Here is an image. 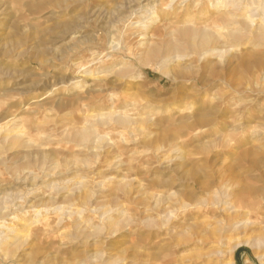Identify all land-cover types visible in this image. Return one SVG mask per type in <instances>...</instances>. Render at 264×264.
Instances as JSON below:
<instances>
[{
  "label": "rangeland",
  "instance_id": "1",
  "mask_svg": "<svg viewBox=\"0 0 264 264\" xmlns=\"http://www.w3.org/2000/svg\"><path fill=\"white\" fill-rule=\"evenodd\" d=\"M129 1L133 3L0 0V8L7 10L0 16V118L9 117L1 124L11 121L7 129L19 127L13 134L32 141L47 157L28 156L19 148L0 154V238L9 227L16 230L21 221L32 223L25 255L29 261L36 259L33 264H83L88 252H102L98 242L106 241L105 237L92 234L96 227L112 230L104 219L105 208L116 221L136 223L140 203L160 210L164 205L157 203L158 197L170 196L172 210L183 219L178 198H185L190 163L200 179L209 180L211 175L225 182L243 176L249 178L250 187L264 189V154L252 142L264 135V87L250 83L251 75L238 65L242 58L250 65L252 57H264V50L250 42L242 47L235 43L237 48L224 61L199 62L197 55H191L182 61L173 59L169 72H164L157 64L178 41L182 45L188 25L212 32L222 26L212 8L220 0H150L151 5L143 0L133 14L126 5ZM146 4L159 19L151 26L153 52L142 54L138 43L148 16ZM123 6L126 13L121 11ZM248 9L236 14L244 19ZM112 43L118 46L116 52L110 48ZM221 72L229 80L220 78ZM235 72L244 76L243 87H230ZM115 114L135 121L126 127L100 124L102 117ZM91 125L106 137L97 156L77 138ZM82 181L88 183L84 205L72 195ZM196 196L205 194L197 189ZM81 208L84 212L78 213ZM38 211L41 218L35 215ZM251 216L263 228L264 238V217ZM150 231L133 226V233L123 229L110 240L111 255L121 259L116 264L137 257L139 250L151 253L138 243L139 235ZM181 243L174 245L176 253L167 259L171 262L152 258L151 264H190L199 251ZM262 256L264 248L244 246L235 253L234 263L264 264ZM0 257V264L12 263L1 252Z\"/></svg>",
  "mask_w": 264,
  "mask_h": 264
},
{
  "label": "bare ground",
  "instance_id": "2",
  "mask_svg": "<svg viewBox=\"0 0 264 264\" xmlns=\"http://www.w3.org/2000/svg\"><path fill=\"white\" fill-rule=\"evenodd\" d=\"M132 1H133L132 4H130V1L129 4L126 3V5H129L128 8L131 10L135 9L137 5L139 4L142 5L143 3L141 2L143 0H140L139 3H136L134 0ZM144 1L148 2L147 4H150L149 3L150 0H144ZM237 1L238 0H220L217 1L216 4L212 5V8H214V10L218 12L219 21L222 23V26L218 27L216 29L217 30L216 32H214L213 29H212L213 32L211 31V29L210 30L203 29V31H197L194 30L191 25H188L187 27L188 29L186 28L187 30L182 33L183 40L180 41L182 45H180L178 41L179 45L177 47L173 48L172 51L167 52L165 57L162 56L163 58L157 64L158 69L167 72L169 70V66L173 61V59L176 58L182 61L189 58L191 55L192 56L197 55L199 62L209 58L219 59L220 61H224L229 55L233 53L235 47L237 48V46L238 47L246 46V42H250L255 49L264 50V0H248V3L246 2L247 3L246 6H244V4L242 3L243 0H240V2ZM148 6L149 5H147L146 8ZM248 7L249 9L247 14L244 16L245 18L244 19L239 18L237 12H240L244 9L247 10ZM144 8L145 7L143 6L139 9L143 10ZM146 8H145L146 11L144 12H146L148 16H144L145 26L141 28L142 33L140 36L142 37V39L138 43L140 52L142 54L153 52L152 48L154 46V42H153L154 35L153 32L151 31V26L153 25V22H157V20L159 19L158 17H154L155 14L154 8L152 7L150 9L148 8L146 9ZM126 9L127 6H123L121 11L124 10L126 11ZM125 11L124 13H126ZM134 11L135 10L131 11L130 13L133 14ZM6 13L7 10L0 8V16H5ZM99 15L100 16H97V18H99L100 20L101 14ZM123 18L126 19L128 17H123ZM139 24L140 25H137L139 27L143 25L141 23ZM1 26L2 23H0V28ZM232 26H234V29ZM250 36H251V40H249ZM235 43H239V44L236 46L234 45ZM117 47L118 46L115 45L114 43L110 45V48L114 52L118 50ZM252 58L253 61L250 65H248L247 63L244 64L245 62L244 58H242V60L239 61L238 65L240 68L243 69L242 72H246L251 75L252 81L250 80L251 81L250 83H253L256 87H260L261 89L262 87H264V57L261 58L252 57ZM126 74L128 73H125L124 75L126 76ZM219 75L221 76L220 78H223L224 80L225 79L229 80L230 76L228 75L226 76L225 73L221 72L219 73ZM125 78L126 77H124V79ZM244 80L245 78L243 75L238 76V73L235 72L233 74V77L230 79V87L231 88L235 86L243 87ZM225 82L224 84H228ZM8 118L9 117H3V119L0 118V132L4 131V133H0V154L3 152H7L8 150L19 148L24 150V153L28 156L31 155L34 156L38 154L39 158L46 160L47 157L44 155V153L42 152L39 146L34 145L32 141L26 139L21 134H17V135L13 134L19 131V127H15L14 130L12 129L8 130L9 128H11L9 127L7 129L8 124L11 121L1 124V122L9 120ZM99 121L100 124L103 126L113 122L116 123L117 125L126 127L135 120H133L128 116H119L115 114V115L105 116L104 118L102 117ZM77 138H78V142L84 144L85 149L90 151L91 154H95V156H97L96 150L100 148L101 144H103L106 141V137L98 134L96 130V125H91L88 128H84L82 131L78 133ZM252 142L254 143L253 147L257 148L258 151L261 152L260 155L264 154V135L261 138L255 137ZM228 148H230V146H228ZM87 150L85 151L87 152ZM246 153H251L252 155L256 156V154H254L253 152H246ZM261 164H263V162H261ZM82 176L84 175L82 174ZM209 176H210L209 180H207V178L204 177L200 179L196 171L194 170L193 166H191V163L188 164V169L186 173V179H187L186 195L185 198L183 199L178 198V203H179L178 208L180 206L182 211L184 210L183 219H179V217L175 214V210H172L173 208L169 204V201L171 199L170 196L166 198L158 197L157 203L164 205V207L160 210H154V208L148 207L144 202L140 203L139 204L141 207L140 218L136 223L135 222L131 223L129 221L128 222L116 221L112 219V217H109L111 216L109 215L110 211L107 208H105L103 210L104 212L103 215L108 217L104 219H107L108 222L110 221V226L112 230H110V232L108 233L105 231L106 229H104L105 228L104 226L94 228L95 230L92 236L95 235H97L98 237L104 236L106 241L103 242L104 238L102 240H99V242L97 240L98 244L101 242V246H103V248H101L102 252H97L90 255H88L89 253L88 252L87 260L83 264H116L117 262H119V260L121 259L118 260L116 258H113V256L111 255L112 254L110 252L111 250L108 247L110 240H112L113 238H117V236L120 234L121 230L123 229L125 230L128 229V232L133 233V226L140 227V225H142V229H150L151 233L144 235H142L141 233L138 238V243L140 244V247L142 249H146L151 253H146L145 251L141 252L140 250L136 251L138 254L137 257H135L136 256L135 254L132 257H130V259L125 257L122 260V264H151L152 262L150 261V259L152 260V258L156 262L159 260H165V263H169L171 261L167 259L171 255L176 253V250H174V245L177 244L176 245L177 247L181 246L180 245L181 241H183L181 243L182 245L192 246L197 251H199L197 254H194L192 258H190L191 259L189 261L190 264H235L234 263L235 253L242 247L251 246L252 248H257V249L264 248V238L262 237L263 235H261L263 228L259 227L258 223L254 221L251 216L252 214H255L256 218L258 219L264 217V213H263L264 189L260 188L256 190L257 188L256 189L253 188L254 186L250 187L251 185H249L248 177L233 176L234 181L229 180L224 182L222 180H218V179L216 180L215 176H211V175ZM26 181L28 180L26 179ZM86 182L87 181L80 182L78 184V187H76L77 189L72 193V195H75L76 198L80 200V202L83 205L88 202V196H86V192H85L87 191L86 189L88 187L87 186L88 183L86 184ZM129 189L131 190V188ZM197 189L199 190L200 193L205 194V197L197 198L196 196ZM127 193L130 194L129 192ZM134 193L135 192H133V194ZM9 201L10 200L8 198V202ZM13 205L15 204L13 203ZM83 205L80 207H83ZM55 206H50V207H55ZM57 210L63 212V214L67 213L65 212L66 211L65 207L62 206H58ZM82 212H84L83 208H81L78 213H82ZM35 213H36L35 214L36 217H40L39 211ZM67 214L69 216L72 215V213H67ZM152 214H155L156 217ZM156 219L159 220V225L157 224ZM13 220L14 222H16L15 221L16 217L13 218L12 221ZM35 223L36 222H34V224ZM92 224H90V226ZM9 225L11 224L9 223ZM31 226L32 223H30L29 221L27 220L21 221V223L18 225L16 230L9 227V229L6 230L5 234L3 233V236L0 238V252H1V256L4 257L5 260L7 258L12 259V263L14 264H33L32 262L36 261L35 258H33L34 261L33 260L31 261V259L29 261L25 255L27 249L30 246L28 243L29 240L27 239L28 237L26 238V236L32 230ZM2 228L4 227L2 226ZM183 231L185 232L182 233ZM257 233L259 235H256ZM124 237L125 236H123V238ZM33 239H35V237ZM113 244L114 243H112V245ZM92 246H94V243L92 244ZM105 248H108L107 249L108 251L105 250ZM156 249L158 250L153 251ZM261 259H264V256H262Z\"/></svg>",
  "mask_w": 264,
  "mask_h": 264
}]
</instances>
